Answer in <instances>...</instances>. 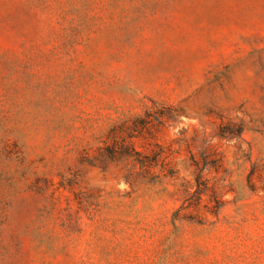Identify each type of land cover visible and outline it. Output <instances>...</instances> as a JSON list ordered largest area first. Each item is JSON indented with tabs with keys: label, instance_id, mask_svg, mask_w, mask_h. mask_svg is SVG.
Masks as SVG:
<instances>
[{
	"label": "rangeland",
	"instance_id": "obj_1",
	"mask_svg": "<svg viewBox=\"0 0 264 264\" xmlns=\"http://www.w3.org/2000/svg\"><path fill=\"white\" fill-rule=\"evenodd\" d=\"M0 264H264V0H0Z\"/></svg>",
	"mask_w": 264,
	"mask_h": 264
}]
</instances>
